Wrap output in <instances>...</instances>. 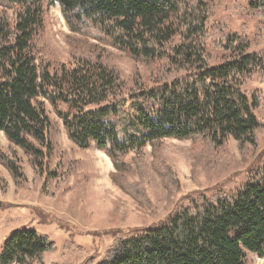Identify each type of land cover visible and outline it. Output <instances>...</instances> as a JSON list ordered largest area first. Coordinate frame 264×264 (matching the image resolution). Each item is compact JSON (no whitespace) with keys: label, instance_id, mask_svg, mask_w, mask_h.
Masks as SVG:
<instances>
[{"label":"trees","instance_id":"16d2710c","mask_svg":"<svg viewBox=\"0 0 264 264\" xmlns=\"http://www.w3.org/2000/svg\"><path fill=\"white\" fill-rule=\"evenodd\" d=\"M214 1L49 0L60 6L72 33L94 40L73 42V63L51 68L38 58L36 43L44 32V0H0V132L24 151L38 176L48 173L46 161L54 152L50 104L68 138L102 150L115 169L112 181L141 205L151 185L147 146L170 196L180 184L161 151L164 139H190L194 149L207 145L215 153L233 139L247 155L264 128L256 115L264 97L260 90L248 95L244 85L255 75L264 77V50L250 53V42L237 33L212 36L207 22ZM249 7L263 13L264 0ZM212 39L215 49L229 54L214 65L207 56ZM100 44L158 63L156 87L137 79L127 90ZM0 163L17 184L26 181L18 160L1 149ZM134 173L137 183L128 179ZM54 247L47 235L20 229L4 242L0 264H34ZM249 252L264 257V165L231 193L188 196L164 224L117 236L99 264H246Z\"/></svg>","mask_w":264,"mask_h":264},{"label":"rangeland","instance_id":"374dc122","mask_svg":"<svg viewBox=\"0 0 264 264\" xmlns=\"http://www.w3.org/2000/svg\"><path fill=\"white\" fill-rule=\"evenodd\" d=\"M251 1L254 0L214 1L207 29L212 36L219 30L224 34L237 33L250 42V53H260L264 50V12L251 10ZM43 7L44 32L36 40L38 58L49 61L51 68L61 62L72 64L71 44L93 43L94 40L72 33L58 4L44 0ZM100 45L105 47L104 60L119 70L127 90H132L137 79L146 88L156 87L158 63L138 61L123 50ZM228 55L213 47V39L208 42L210 64H219ZM244 90L248 95L260 90L264 97V77L253 76L245 83ZM60 108L66 110L65 105ZM46 111L54 152L46 161L48 173L42 176L35 172L24 151L0 132V149L16 158L26 175V181L17 184L0 163L3 179V185L0 184V249L17 230L39 231L47 235L55 247L34 264H99L117 236L164 224L187 202L188 196L218 191L231 193L264 165V128L257 134L258 145L250 146L247 155L233 139L215 153L207 145L194 149L190 139L166 138L161 143V151L174 167L180 187L169 195L161 176L153 168L152 147L147 146L143 149L144 167L151 185L146 189L149 199L141 205L112 181L110 175L115 169L102 150L76 145L68 138L62 120L48 103ZM256 115L264 125V104L256 110ZM125 160L136 169L130 156ZM55 171L56 176H49ZM128 179L137 183L140 178L134 173L128 175ZM246 264H264V257L249 252Z\"/></svg>","mask_w":264,"mask_h":264}]
</instances>
